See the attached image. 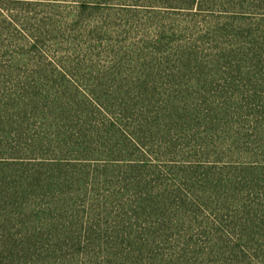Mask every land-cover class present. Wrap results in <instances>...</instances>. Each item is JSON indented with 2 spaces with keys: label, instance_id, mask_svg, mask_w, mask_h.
<instances>
[{
  "label": "rangeland",
  "instance_id": "obj_1",
  "mask_svg": "<svg viewBox=\"0 0 264 264\" xmlns=\"http://www.w3.org/2000/svg\"><path fill=\"white\" fill-rule=\"evenodd\" d=\"M0 264H264V0H0Z\"/></svg>",
  "mask_w": 264,
  "mask_h": 264
},
{
  "label": "trees",
  "instance_id": "obj_2",
  "mask_svg": "<svg viewBox=\"0 0 264 264\" xmlns=\"http://www.w3.org/2000/svg\"><path fill=\"white\" fill-rule=\"evenodd\" d=\"M91 86H94V85H91ZM102 86H103L102 84L96 85L94 86L95 88H91L90 91L84 92V93L80 92L79 95L83 100L89 101L91 104L101 105L103 104V101H104L103 96L105 95L104 94L101 95V92L97 91V89Z\"/></svg>",
  "mask_w": 264,
  "mask_h": 264
}]
</instances>
